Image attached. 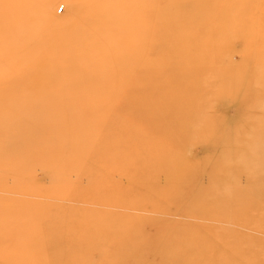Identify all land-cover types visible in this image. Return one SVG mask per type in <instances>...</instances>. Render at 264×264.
Listing matches in <instances>:
<instances>
[{
    "label": "rangeland",
    "instance_id": "rangeland-1",
    "mask_svg": "<svg viewBox=\"0 0 264 264\" xmlns=\"http://www.w3.org/2000/svg\"><path fill=\"white\" fill-rule=\"evenodd\" d=\"M0 264H264V0H0Z\"/></svg>",
    "mask_w": 264,
    "mask_h": 264
},
{
    "label": "bare ground",
    "instance_id": "bare-ground-1",
    "mask_svg": "<svg viewBox=\"0 0 264 264\" xmlns=\"http://www.w3.org/2000/svg\"><path fill=\"white\" fill-rule=\"evenodd\" d=\"M222 3H223V5H224V2H222ZM222 3H221V4H222ZM91 74H92V73H91ZM92 75H93V74H92ZM37 82H38V81H34V82H30V83H31L33 86H34L35 84H40V85L43 84V82H42V83H37ZM30 83H29V84H30ZM31 84H30L29 86H31ZM87 85H90V84H87ZM87 87H88V86H86V88H87ZM29 89H31V88H29ZM98 92H99V91H98ZM77 100H78V99H77Z\"/></svg>",
    "mask_w": 264,
    "mask_h": 264
}]
</instances>
